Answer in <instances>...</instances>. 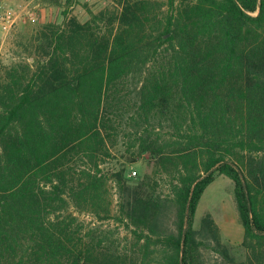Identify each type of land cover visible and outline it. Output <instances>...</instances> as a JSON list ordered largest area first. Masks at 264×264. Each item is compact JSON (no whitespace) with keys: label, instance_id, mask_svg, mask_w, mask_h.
<instances>
[{"label":"trees","instance_id":"16d2710c","mask_svg":"<svg viewBox=\"0 0 264 264\" xmlns=\"http://www.w3.org/2000/svg\"><path fill=\"white\" fill-rule=\"evenodd\" d=\"M20 45L0 63V264H264V0H114ZM119 146L146 181L104 168ZM216 172L244 262L197 238Z\"/></svg>","mask_w":264,"mask_h":264},{"label":"rangeland","instance_id":"374dc122","mask_svg":"<svg viewBox=\"0 0 264 264\" xmlns=\"http://www.w3.org/2000/svg\"><path fill=\"white\" fill-rule=\"evenodd\" d=\"M113 1L0 0V63L7 64L17 58L18 54H22L20 42L23 36H28L42 23L59 22L65 16L84 23L90 19L91 11L99 12ZM118 150L116 152L121 160L112 158L109 160L110 163L103 165L104 168L118 166L120 161L127 162L126 174L131 180H139V182L147 173H150L147 166L148 155H143L134 162H128L125 161L128 155L124 153V149L119 146ZM134 171H137L136 175ZM88 218L91 220L90 217ZM194 227L199 240L212 243L219 241L228 248L229 254L235 261H246L245 229L240 221L235 201L234 182L226 175L215 173L214 181L206 188L200 200ZM130 238L131 236L124 230L117 236L118 243L127 249L131 247ZM206 256L210 258L211 254L208 253Z\"/></svg>","mask_w":264,"mask_h":264},{"label":"built area","instance_id":"2783aa9c","mask_svg":"<svg viewBox=\"0 0 264 264\" xmlns=\"http://www.w3.org/2000/svg\"><path fill=\"white\" fill-rule=\"evenodd\" d=\"M0 7H1V5H0ZM0 16H1V13H0ZM133 173L136 175L137 174V171H134Z\"/></svg>","mask_w":264,"mask_h":264}]
</instances>
